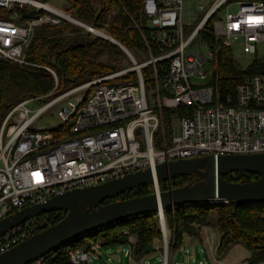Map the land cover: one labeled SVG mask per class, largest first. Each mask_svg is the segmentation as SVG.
I'll return each mask as SVG.
<instances>
[{"label": "built area", "instance_id": "1", "mask_svg": "<svg viewBox=\"0 0 264 264\" xmlns=\"http://www.w3.org/2000/svg\"><path fill=\"white\" fill-rule=\"evenodd\" d=\"M0 7L9 13L0 16V58L45 69L55 79L49 93L15 103L0 125V219L61 192L160 162L211 153L264 152V73L245 78L234 95L222 96L214 84L200 82L209 75L207 67L216 48L206 35L264 58L259 54L264 46V0H201L202 16L188 34L185 0H142L135 23L145 49L138 54L49 2L0 0ZM32 11L42 13L29 16ZM62 19L115 42L132 63L124 67L120 62L122 68L115 72L60 90L56 70L29 61L26 51L38 26ZM199 36L210 49L207 55L189 49ZM145 67L152 71L153 100L148 96ZM131 72L136 77L114 81ZM44 118H57L59 123L40 124ZM161 229L167 234V226L161 224ZM30 232L16 234L14 229L0 237V252ZM130 241L135 243L133 238ZM130 252L132 245L126 253ZM55 257L51 251L26 264H48ZM97 257L86 246L68 251L71 264H92ZM169 261L166 252L164 264Z\"/></svg>", "mask_w": 264, "mask_h": 264}, {"label": "trees", "instance_id": "2", "mask_svg": "<svg viewBox=\"0 0 264 264\" xmlns=\"http://www.w3.org/2000/svg\"><path fill=\"white\" fill-rule=\"evenodd\" d=\"M67 1V12L97 29H106L135 54L145 49L143 36L135 23L140 18L142 0ZM0 12H3L1 7ZM40 13L42 11H32L29 16ZM206 38L208 43H216L211 60L213 77L210 83L218 88L222 96L234 95L237 85L245 78L264 73V58L253 57L250 64L244 67L234 58L233 49L223 45L215 35L209 34ZM125 55V51L115 42L66 19L56 24L38 26L26 51L29 61L49 65L56 70L60 90L121 69L120 58ZM147 73L149 76L152 73L150 67L144 68L145 78ZM129 77H136V72L120 76L114 81L122 82ZM54 86L55 79L49 71L0 58V125L9 109L19 100L32 95H45ZM224 177L234 182H248L260 176L253 172L238 171L225 174ZM197 179L195 174L175 176L161 180L159 187L168 190L192 184ZM154 191L153 184L141 185L101 202L105 204ZM164 213L169 244L173 249L182 244L187 234L199 237L203 226L216 224L222 234L217 247L219 254L225 253L233 243L242 242L250 250V264L264 262V199L226 203L191 202L167 208ZM62 217V211L41 214L24 223L20 229L16 228L15 232L21 234L31 230L28 234L31 235ZM130 236H135V243L131 244ZM156 238H163L158 212L121 217L56 248L53 250L56 257L48 264H71L68 261L69 249L84 246L93 248V242L102 246L130 243L135 256H140L149 245L153 247Z\"/></svg>", "mask_w": 264, "mask_h": 264}, {"label": "water", "instance_id": "3", "mask_svg": "<svg viewBox=\"0 0 264 264\" xmlns=\"http://www.w3.org/2000/svg\"><path fill=\"white\" fill-rule=\"evenodd\" d=\"M238 171L253 172L260 177L248 182H234L224 177ZM191 174L198 176L192 184L168 190L159 187L161 180ZM148 184L155 187L151 194L105 204L101 202L125 190ZM256 199H264V152L211 153L160 162L155 167L130 172L99 184L61 192L1 218L0 237L41 214L51 211L63 213L58 222L0 252V264H26L121 217L146 212L162 213L167 208L191 202L226 203ZM162 225L166 226L163 217ZM151 247L149 245L146 250L149 251Z\"/></svg>", "mask_w": 264, "mask_h": 264}, {"label": "rangeland", "instance_id": "4", "mask_svg": "<svg viewBox=\"0 0 264 264\" xmlns=\"http://www.w3.org/2000/svg\"><path fill=\"white\" fill-rule=\"evenodd\" d=\"M49 3L58 9L67 12V0H51ZM200 3L201 0H185L184 22L187 26V34L194 28L202 16V11L199 9ZM27 8L32 7L27 6ZM8 15L9 13L7 11L3 10V12H0V16L8 17ZM189 23H191V26H189ZM101 30L109 34L106 29ZM189 49L203 51L205 55H207L210 50L205 42L201 41V36H199L191 44ZM259 54L264 55V46L259 47ZM233 56L244 67L248 66L253 59V55L244 53L239 47H235L233 49ZM103 59L105 60L107 57H103ZM146 59L147 56L143 57L142 60ZM120 62L124 67H127L132 63L128 59L127 54L120 58ZM207 69L210 70L208 77L206 79H201L200 82L212 81L213 65L211 62L209 63ZM151 77L152 74L149 76L147 73L146 86L148 89L149 99L153 100L156 88L153 85ZM107 84H112V82H107ZM175 113L180 112L175 110ZM57 123H59L57 118H44L40 121V124L47 126L55 125ZM175 124L179 127L180 121L178 118L175 120ZM158 215L160 224H162V217L166 221L165 215L160 216L159 213ZM200 233L199 237L187 234L182 244L174 249L169 244L170 237L168 232L165 235L163 233V238H156L154 240L153 247H151L149 251L141 253L140 256H135L134 252L133 254L131 252L128 254L126 253L127 249L131 246L130 243L124 245L102 246L98 245V242H93L92 245L95 246L93 249L96 253H98V257L93 260L92 264H164V256L166 255V252L170 255L169 264H250V250L242 242L233 243L223 254L218 253L217 247L222 234L216 224L203 226ZM131 238H133V242H136L135 236H130L129 240ZM258 264H264V262Z\"/></svg>", "mask_w": 264, "mask_h": 264}, {"label": "bare ground", "instance_id": "5", "mask_svg": "<svg viewBox=\"0 0 264 264\" xmlns=\"http://www.w3.org/2000/svg\"><path fill=\"white\" fill-rule=\"evenodd\" d=\"M159 214L163 215V214H165V213H164V212H162V213H159Z\"/></svg>", "mask_w": 264, "mask_h": 264}, {"label": "flooded vegetation", "instance_id": "6", "mask_svg": "<svg viewBox=\"0 0 264 264\" xmlns=\"http://www.w3.org/2000/svg\"><path fill=\"white\" fill-rule=\"evenodd\" d=\"M21 227H19L18 229H20Z\"/></svg>", "mask_w": 264, "mask_h": 264}]
</instances>
